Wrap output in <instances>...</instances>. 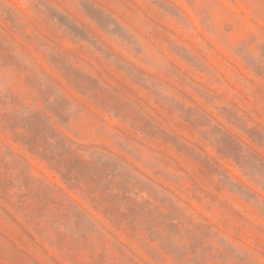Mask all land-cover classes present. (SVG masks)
<instances>
[{"label":"rangeland","instance_id":"obj_1","mask_svg":"<svg viewBox=\"0 0 264 264\" xmlns=\"http://www.w3.org/2000/svg\"><path fill=\"white\" fill-rule=\"evenodd\" d=\"M0 264H264V0H0Z\"/></svg>","mask_w":264,"mask_h":264}]
</instances>
